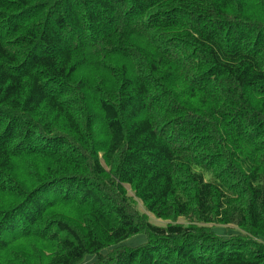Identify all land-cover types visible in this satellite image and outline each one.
Instances as JSON below:
<instances>
[{
  "label": "trees",
  "instance_id": "16d2710c",
  "mask_svg": "<svg viewBox=\"0 0 264 264\" xmlns=\"http://www.w3.org/2000/svg\"><path fill=\"white\" fill-rule=\"evenodd\" d=\"M263 261L264 0H0V264Z\"/></svg>",
  "mask_w": 264,
  "mask_h": 264
},
{
  "label": "rangeland",
  "instance_id": "374dc122",
  "mask_svg": "<svg viewBox=\"0 0 264 264\" xmlns=\"http://www.w3.org/2000/svg\"><path fill=\"white\" fill-rule=\"evenodd\" d=\"M148 215H149L151 221H153L157 224H165L167 222L164 220L157 219V218H155L154 215H151L149 213H148ZM213 230L217 235H220V236H231V235H236L240 232V230L236 226H225V225H214ZM144 242H146V236L143 234H138V235H134V236L128 238L124 243L128 246H135L138 244H142ZM14 249H16V247ZM33 258L35 259L34 255H33ZM91 259H93V257L89 256L87 260H91ZM28 261L30 263H32L33 259H30ZM262 264H264V261Z\"/></svg>",
  "mask_w": 264,
  "mask_h": 264
}]
</instances>
